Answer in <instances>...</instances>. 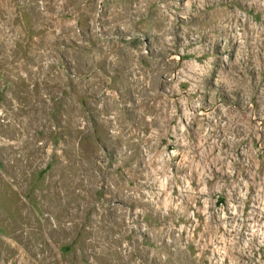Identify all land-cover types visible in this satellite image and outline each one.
Listing matches in <instances>:
<instances>
[{"label": "rangeland", "instance_id": "374dc122", "mask_svg": "<svg viewBox=\"0 0 264 264\" xmlns=\"http://www.w3.org/2000/svg\"><path fill=\"white\" fill-rule=\"evenodd\" d=\"M0 264H264V0H0Z\"/></svg>", "mask_w": 264, "mask_h": 264}]
</instances>
